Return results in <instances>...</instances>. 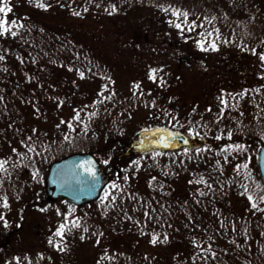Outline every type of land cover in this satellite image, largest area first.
I'll list each match as a JSON object with an SVG mask.
<instances>
[{
  "label": "rangeland",
  "instance_id": "rangeland-1",
  "mask_svg": "<svg viewBox=\"0 0 264 264\" xmlns=\"http://www.w3.org/2000/svg\"><path fill=\"white\" fill-rule=\"evenodd\" d=\"M174 1L64 0L67 4L64 18L70 22L71 32H74L75 36V39H69L71 44H76V47L87 45L97 61L93 65L94 68L91 65L90 73L84 72L83 79L79 76V70L72 67L73 56L64 58L62 64L58 65L60 67L55 70L44 72L42 77L51 82L49 86L56 89L57 97L45 94H39L36 98L31 97L32 101L37 102L39 108L34 106L35 108L29 109L31 115L26 116L24 121L11 120L9 130L12 132L0 135V157L2 153L6 155L4 158L11 157L8 168L12 167L13 162L19 160V157L12 152V148L24 153L26 149L20 141H27L29 136H32L36 150L39 153L41 148L43 150L42 155L30 154L35 164L40 160V156H45V153L48 157L53 156V158L42 161L40 165L43 169L40 166L36 169L39 175L35 179L32 177L36 170L29 172V178L31 177L33 181L28 178L24 183L26 189L23 193L16 191L7 197L8 208L2 206L3 198L0 199V215L4 217V221H0V239L6 241L4 247L0 249V264H38V260L41 259L46 261L44 264L51 263L47 262L49 253L61 251L49 244V239L59 241L60 238L55 237L54 232L64 222V214L69 208L75 210L69 220L79 218L82 227L66 232L64 240L73 239L76 242L71 252L79 258L87 261L99 259L103 253L109 255L117 251L115 250L117 243H119V249H123L128 255H132L130 254L131 249L143 251L141 253L147 260H150L149 257L153 255L152 249L146 245L149 237H152L150 227L135 223L145 210L146 203L142 201L146 200L147 196L141 192L140 185L138 187L134 183L124 182L125 177H130L131 170L127 173L118 171L115 175L116 167H104L106 173L109 174V182H117L121 185L117 192L115 190L119 195L111 207L108 206L107 201L102 202L105 191L112 193L114 191L111 186H107L104 193L102 192L95 201L83 205L74 206L57 198L44 201L38 208L27 211L23 209L27 200L42 198L47 167L53 159H56L55 157L62 153L71 150L79 151L83 147L88 149L87 152L95 154L100 151L101 146L106 148L105 146L110 142L106 141H112L114 133L133 139L135 135H129L130 132L137 128V132L140 131L139 126L145 124L152 130L166 128L173 134L185 136L187 144L176 141V145L168 148L161 147L164 154L159 155L158 158H160V163L166 164L171 162L172 156H175L178 158L177 162L184 167V175L188 176L191 168H212V164H216L217 160L225 162L224 154L213 155L212 149L197 154L196 149L209 148L204 144L205 139H214L218 135L227 139L229 130L233 133L232 138L244 132L256 131L264 139V113L261 112V107L254 110H251L252 105L246 107L244 111L247 114L241 112L243 115H241L240 125L233 127L219 128L217 124H213L211 115L206 114L202 115L203 123L198 122L199 115L207 111L209 104L210 107H214V104L209 102L219 93L235 94L245 85L248 86L244 89L260 88L262 92L264 79L260 76L264 75V67L261 66L258 56L252 55L250 51L242 50L244 45L251 49L259 43L256 38L259 36L257 22L245 19L246 22L248 21L249 28L257 33L254 38H245L247 34L244 35L242 29L234 28L225 21L221 23L223 20L213 23L218 26L219 30L222 28L221 40L217 42L218 51H202L198 46L200 33L210 29L211 25L204 22L203 28L198 27L193 32L185 30L182 33L171 23L176 21V17L172 16L170 10H164L170 6L177 8ZM246 1L245 5H250L254 1L258 2L259 5L257 4L256 7H261V12H264V0ZM22 4V0H10L9 6L13 11L8 15V19L11 14L12 19H16L13 16H15L14 12L18 11L14 8H19ZM193 4L190 2L187 5L183 2L179 7L189 12L190 20H197L199 17L197 24H200L204 21V17H212L209 11L201 8L200 3V6ZM238 6L244 7L242 4ZM76 12H79V15H75ZM20 17L18 15V19ZM261 20L260 26L263 25L264 18L261 17ZM8 37L7 35L0 37V42L5 38V46L9 43ZM225 39L229 43H224ZM257 51H264V49ZM100 60L106 70L105 76L96 70V63ZM44 65L49 68L51 64L46 62ZM35 67L38 73H42L44 68L41 65L36 63ZM28 69L32 68L29 66ZM151 69L159 70L155 82L149 79ZM253 79L258 81H253ZM137 83L141 86L139 89L134 87ZM228 83L232 84L236 90L230 89ZM105 84L108 85V90L104 92V96L112 95L113 92L115 94L107 102L94 104V101L102 99L98 93ZM218 84H220L219 87ZM171 99L173 100L170 102ZM61 101H63L62 104ZM85 105L88 107L85 108ZM221 108L222 105L216 102L215 107L211 109L216 114V111ZM79 109H83L81 117L85 120V113L97 112V115L88 122L89 127L86 133L82 124L72 120L74 110ZM173 111H177L175 121H171ZM252 111L254 115H248ZM232 113L234 114L228 115L227 121L230 122L235 118L238 122V112L234 110ZM62 120L72 121L75 130L70 129L67 123L62 124ZM205 120H207V125ZM33 129L36 130L35 133ZM65 135L69 136V140L64 139ZM53 147L55 151L59 148L62 153L54 152ZM245 147V152H232L226 164L246 160L256 167L257 146L249 144ZM107 148L110 149V144ZM148 149L150 148L145 147L142 152L135 154L132 161H139L142 165H146L150 159L148 157L152 155L148 156ZM185 149L188 151L185 152ZM128 165L134 166L131 163ZM220 169L225 168L220 167ZM226 169L229 167L227 166ZM5 176L11 177L12 174H5ZM22 179H25L24 176ZM19 182L20 177H17L16 184ZM187 187H191V184L187 186L185 183L179 189L184 191ZM241 193H229L228 195L229 204L226 206L223 217L228 216L225 223L229 224L230 229L225 232L231 233L230 230L234 224V235L245 238L246 247L264 253V235H261L264 233V213L257 211L253 214L254 210L250 207L247 195ZM139 194H142L145 199H142ZM260 206L264 208V204ZM41 208L47 210L40 211ZM57 209H59V215ZM173 212L176 219L183 218L178 208ZM231 216L233 219H230ZM5 221L7 226H5ZM83 228L88 230L85 232ZM245 230L247 235H245ZM5 233H8L6 238ZM172 233H176L173 227L165 234L167 237H172L174 236ZM82 236L83 239H81ZM130 243L131 246H129ZM166 250L172 251V249ZM16 258L19 260L17 261Z\"/></svg>",
  "mask_w": 264,
  "mask_h": 264
},
{
  "label": "trees",
  "instance_id": "trees-1",
  "mask_svg": "<svg viewBox=\"0 0 264 264\" xmlns=\"http://www.w3.org/2000/svg\"><path fill=\"white\" fill-rule=\"evenodd\" d=\"M22 2L23 4L19 8H14L18 12H14L15 16L13 17L17 19L18 23H22L24 27L19 29L17 37H8L9 43H6V46L4 45L5 38L0 42V45H2L0 46V53L3 51L2 54L5 55L4 62H0V96L3 97V100L0 101V135H7L9 132H12V130H9L11 127L9 122L11 120L15 122L16 120L24 121L23 119L26 116L31 115L29 109L34 106L39 108L37 102L32 101L31 97L36 98L39 94L57 97L55 93L56 89H53V86H49L51 82L42 77L44 72L55 70V68L60 67L58 65L62 64L64 58L73 56V61L71 60L72 67L88 74L91 72V65L94 68L93 65L97 61L92 54L91 48L87 45L76 47V44H71L72 42L69 39H75V36L74 32H71L70 22L64 18L67 7L64 0H22ZM41 2L45 3L47 7H38L37 4ZM174 2L177 8L183 2L187 3V5L191 2L194 3L193 5L198 6H200V3L202 9L209 11L212 17H216L213 23L223 20L221 23L225 21L234 28L239 27L243 30L244 35L247 34L245 38H254L258 33L259 36L256 38H258L259 43L253 48L257 50L264 49V23L260 26L262 22L261 17L264 18V12H261V7H256L258 2L254 1L250 5H245L246 0H175ZM240 4L244 5V7H239L238 5ZM18 15L21 16L20 19H18ZM245 19L257 22L259 26L257 33L249 28L248 21L246 22ZM11 20L12 14L9 17V21ZM213 26L218 28V26L212 24L208 30L211 31ZM221 31L222 28L220 34ZM46 62L51 64L49 68L44 65ZM36 63L44 68L41 71L42 73H38L35 67ZM66 64L70 65L67 62ZM29 66L32 68L31 70L28 69ZM4 69H7V71H4ZM96 70L105 76L106 70L101 60L96 63ZM253 81H256V79H253ZM217 86L219 87L220 84ZM228 86L230 89L236 90L232 84L228 83ZM247 86L245 85L244 88ZM244 88L239 92L244 90ZM222 94L216 95L209 103H213L215 107V103L219 102L218 97H221ZM237 100H239L238 106L225 110L222 119L220 118L221 110H215V114L211 109L214 107H210L211 105L209 104L206 109L207 111L199 115L200 119H198V122L203 123L202 120L204 118L202 115L206 114L211 115L214 121L213 124H217L219 128L240 125L242 121L240 113L243 111L247 114L244 111L246 107L252 105L253 108L251 110H254L257 109L258 105L261 109H264V88L260 93L254 94V92H251L243 99L237 97ZM107 101L105 100V102ZM126 102L128 101L126 100ZM129 102L133 103L132 100H129ZM208 109H211V111H208ZM234 110L238 112L239 120L237 122L234 118L228 122L227 117L234 114L232 113ZM176 112L173 111L171 121L176 120ZM250 113L248 115H254L253 111ZM214 116L216 117L214 118ZM218 120L219 123H217ZM205 121L207 125V120ZM139 128L140 131L138 132V128L134 129L135 132H130L129 135H135L133 139L114 133L113 140L106 141H110L105 146L106 148L101 146L100 151L95 152V156L103 167H116L117 171H115V175L118 171L127 173L131 170L130 177L125 179L124 182L134 183L138 187L139 185L142 187L141 192L147 196V199L142 201V203L145 202L146 206L141 217L137 220L139 223L135 221L136 225H148L152 233L151 236L154 233H159L161 241L164 240L165 233L171 227L176 231V233H172L174 236L167 237L166 241H158L156 244H152V237H149L146 245L153 252V255L149 257L150 260H147L141 253L143 251L131 249L130 254L132 255H128L123 249H119V243H117V249H115L117 251L109 255L103 253L99 259L87 261L71 252L76 244L73 239L64 240V250L49 253L47 262L51 263L47 264H205V261L200 257L206 254L194 246V241L196 244H202L205 248L208 247V244H211L212 249L215 251V259L209 256L207 264H264V253H259L260 251L257 252L252 250L253 248L251 247H246L244 244L245 238L236 237L233 228L230 230L231 233L225 232L230 228L229 224L225 223L228 216L225 215L226 217H223L226 206L229 204L227 202L229 193H243L244 188L242 185L244 184L248 185L250 192L259 193L264 190L256 174L254 165L246 160L238 161L235 164L220 162L221 166H219L225 168L224 170L216 167L218 166L216 163L212 164V168H191L190 174L187 176L184 175L183 165L177 162L178 158L175 156H172L174 158L171 157V162L169 163H160L159 155L154 154L156 152L163 153V149L151 143V140L154 139L152 132L146 134L143 131L149 128V126L142 124ZM256 130L258 131V128ZM146 135L149 139H146ZM204 142L207 147L213 150V155H216L220 151L219 148H223L228 144L240 143L245 146L252 144L258 147L260 143L264 142V139L255 131L241 133L238 137L231 140L224 138L217 140L214 138L205 139ZM109 144L110 149L107 148ZM176 144L175 141L171 146ZM145 147L150 148L147 152L149 153L148 156L152 154L148 157L151 161L148 160L146 165H142L139 162V168L137 169V166L132 163V159L135 157V154L142 152ZM53 150L54 152H58V154L62 153L59 148L55 151V147H53ZM40 151V155H42V148ZM73 151L71 150L70 152ZM68 152L61 155L68 154ZM61 155L55 158H59ZM4 156L6 155L2 153L0 158H4ZM51 157L53 158V156L48 157L45 153V156L39 157L40 160L36 164L32 159L25 158L23 161L25 166L23 168H8L11 170V177L5 176L6 173L0 174V176H3V184L0 186V199L12 195L16 191L23 193L26 189L24 183L27 182L30 176L29 172L35 171L39 166L43 169L40 164ZM104 161H107V163H104ZM128 163L134 166L131 167ZM238 164H247L248 167L237 171L236 166ZM227 166L229 169H226ZM21 175L25 179H22ZM201 176L212 185L211 191L203 184L195 183ZM17 177H20V182L16 184ZM152 177H156V180L153 181ZM32 178L30 177L29 179L33 181ZM190 181L193 182L190 183ZM113 183L117 184L119 188L121 187L119 183ZM113 183L111 182L110 185ZM185 183H187V186L191 184V187H187L184 191H181L179 188ZM257 185L260 187L258 188ZM119 188L114 189V195H119L118 193L116 194ZM200 191H203L205 195L201 196ZM143 195L141 194L140 196H142V199H145ZM41 197V199L32 198L27 200L23 205V209L27 211L28 209L38 208L44 201H50L47 199L44 191H42ZM176 208H178V212L183 216L179 220L174 216L173 210ZM153 209L155 211H152ZM145 211L149 212L151 219L145 217ZM230 219H233V216ZM222 223L224 226H222ZM217 240L221 243H218ZM232 241H235V243H232ZM123 246L125 247V244ZM129 246H131V243ZM166 249H172V251H167ZM44 263H46L45 260H38V264Z\"/></svg>",
  "mask_w": 264,
  "mask_h": 264
},
{
  "label": "snow or ice",
  "instance_id": "snow-or-ice-1",
  "mask_svg": "<svg viewBox=\"0 0 264 264\" xmlns=\"http://www.w3.org/2000/svg\"><path fill=\"white\" fill-rule=\"evenodd\" d=\"M10 4V0H0V37H5L7 36H11L13 38L17 37L18 35V31L19 29H22L24 27V25L22 23H18L17 19H12L11 21H9L8 19V15L13 11L12 7L9 6ZM38 7L40 8H46L47 5L45 3H38L37 4ZM165 11H171L172 16L176 17V21H173L171 23L174 24V27L178 30H180L182 33L187 30L188 32H193L196 30V28H203L204 27V22L208 23L209 25L213 24V21L216 19V17H204V21L201 22L200 24H197V20L199 19V17H197V20H190L189 19V12L187 10H182L179 8H171V6L168 9H164ZM85 11H87V9H85ZM113 11H115V8L113 7ZM75 15H79V12L74 13ZM200 40L198 41V46L202 51H218V41L221 40V34H220V30L219 28H216L213 26L212 30H205L202 31L200 33ZM224 43H229V41L227 39H225L223 41ZM242 50H246V51H250V53L252 55L258 56V59L261 63V66L264 67V51H257L256 48H251L248 49L247 45L243 46ZM19 58V57H18ZM5 60V55L0 54V61H4ZM71 71V69H69ZM4 71H7V69H4ZM158 69H151L150 70V74H149V79L152 81H156L157 80V73H158ZM79 76L80 78H84L85 73L83 71H79ZM261 79H264V75L260 76ZM110 79V78H108ZM135 88L139 89L141 86L139 83L134 85ZM108 90V85L105 84L102 86L100 93H98V95L100 97H102V99H99L97 101H94V104H102L104 103L105 100H111L112 95H114L115 93L113 92L112 95L109 96H104V92ZM261 91L260 88H256V89H244L239 93H228V94H222L221 97H218V100L220 102V104L222 105L221 108V112H220V118L222 119L224 117V112L227 109L230 108H236L239 104V100H237V97H239L240 99H243L245 96L249 95L251 92H256L259 93ZM135 95V93H133ZM142 94V93H141ZM3 100V97L0 96V101ZM61 104L63 103V101L60 102ZM155 104V102L153 101V105ZM85 108H87L88 106L85 105ZM257 107H259L257 105ZM83 111V109H79V110H74V116L72 117V120L76 121L78 124H82L83 125V129L85 131V133L87 132V129L89 127V123L91 121V119L93 117H95L97 115V112H91V113H85L86 116V120L83 119L81 117V112ZM208 111H211V109H208ZM261 112H264V109H261ZM241 115H243V113H241ZM61 123H67V126L72 129L75 130L73 128V124L72 121H61ZM217 123H219V120L217 121ZM57 127H59V125H57ZM33 132L35 133L36 130L33 129ZM144 132L147 134L149 132H152V137H154V139L151 140V143L155 144L156 146H160V147H164V148H168L170 147L175 141L177 140H182L183 143L187 144L188 141L187 139L179 136L178 134H173L171 132L168 131V129L166 128H156L155 130H152L150 128H146L144 129ZM197 135H199V133H197ZM233 136V133L231 130L228 131L227 133V139L231 140ZM222 135H218L215 137V139L220 140L222 139ZM65 140H69V136L65 135L64 136ZM146 139H149V137L146 135ZM21 145L26 149V151L24 153H20L18 152V150L16 148H12V152L14 154H16L19 157V161L17 162H13L12 167H22L25 166L23 164V161L25 158L31 160L32 156L30 154H35V155H40V153L36 150V144L35 142H32V136H29L27 138V141H20ZM211 150L210 148L208 149H196L197 154H199L201 151H209ZM245 145L240 144V143H234V144H228L225 147L221 148L220 151L217 153V155H221L224 154V161L225 163L228 162V157L229 155L232 154V152H243L245 151ZM185 152H187L188 150L185 149ZM164 153H160V152H156L155 155H163ZM11 160V157L9 158H0V174L2 173H6L8 175H11V173L8 170V165L9 162ZM104 163H107V161H104ZM217 165L219 166L220 161L217 160ZM133 164L137 166V169L139 168V161H133ZM248 165L244 164V165H237L236 166V170L239 171L241 168H247ZM39 175V171L36 170L33 173V178L35 179L37 176ZM125 179H127V177H125ZM152 180H156V177H152ZM193 181H190V183H192ZM53 183H58L60 188H73L74 190H76L77 192H87V193H93L97 190V186L100 183V178L98 176L96 167L94 165V163L92 161H83L80 162L78 164H73V165H66L61 169L57 170L56 173V177L53 180ZM151 183V182H150ZM195 183L197 184H203L205 187H207L210 191L212 190V185L210 183H208L207 180L204 179L203 176H201L200 178H198ZM3 184V176H0V186H2ZM242 187L244 188V192L241 193L242 195H247V199L250 202V207L251 209L254 210L253 214H255V212H262L264 213V208H262L260 205L264 204V190L260 191L259 193H255V192H250L249 187L247 184L242 185ZM257 187L259 188L260 186L257 185ZM112 189H118L119 186L115 183H113L111 185ZM121 191H123L121 189ZM200 195L203 196L205 195V193L203 191H200ZM117 199V196L114 195L111 191H105L104 196L102 198V202L107 201L108 202V206L111 207L115 204V201ZM4 208H8V200L7 197H3V205ZM40 211H46L47 209L41 208L39 209ZM75 210L72 208H69L68 212L66 214H64V222H62L57 230L54 232V236L55 237H59V241H54L52 238L49 239V244L53 245L54 247H56L58 250L63 251V241H64V237L66 232H71V230L73 228L76 229H80L82 227L80 219L76 218V219H72L69 220V217H71L73 215V212ZM152 211H155V209H153ZM57 214L59 215V209H57ZM145 217H147L148 219H151V216L149 214L148 211H145L144 213ZM129 219H131V217H128ZM0 221H4V217L3 215H0ZM137 223H139L137 221ZM5 226H7V223L5 221ZM222 226L223 223H222ZM233 231H235V225L233 224ZM87 228H83V231H87ZM100 235H103V233H100ZM245 235H247V232L245 230ZM261 235H264V233H261ZM81 239H83V236L81 237ZM211 239V238H210ZM167 240V235L165 234L164 236V240L161 241L160 240V234L159 233H154L152 235V239H151V243L152 244H156L158 241L159 242H164ZM97 243H99V240H97ZM232 243H235V241H232ZM194 246L199 248L200 251L202 253H205L206 255L201 256L200 258L202 260L205 261V264H207V260L209 258V256L212 259H215L216 253L215 251L212 249L211 244H208V247H203L202 244H196L194 241ZM237 247H239V245H237ZM17 261L19 260V258H16Z\"/></svg>",
  "mask_w": 264,
  "mask_h": 264
},
{
  "label": "water",
  "instance_id": "water-1",
  "mask_svg": "<svg viewBox=\"0 0 264 264\" xmlns=\"http://www.w3.org/2000/svg\"><path fill=\"white\" fill-rule=\"evenodd\" d=\"M178 135L185 138V136L182 134H178ZM195 139L196 141H199L198 138ZM178 141L181 143L183 142L182 140H178ZM83 161H92L96 167L98 176L100 178V183L97 186V190L95 192L89 194L86 191L81 193V192H77L73 188H68V187L62 189L59 187L58 183H53V180L56 177V173L58 169H61L66 165L70 166L73 164H78ZM256 168L260 180L264 185V144H261L257 149ZM107 181H108V176L107 174L104 173L102 165L91 154L73 153L50 163L45 177L44 189L47 198L50 200L63 198L71 203L81 204L86 201L95 199L99 195L104 183H106Z\"/></svg>",
  "mask_w": 264,
  "mask_h": 264
},
{
  "label": "flooded vegetation",
  "instance_id": "flooded-vegetation-1",
  "mask_svg": "<svg viewBox=\"0 0 264 264\" xmlns=\"http://www.w3.org/2000/svg\"><path fill=\"white\" fill-rule=\"evenodd\" d=\"M82 149H83L84 151H86V152H87V150H88V149H85V148L82 147L81 149H79V151H80V152H84ZM77 151H78V150H77ZM90 153H92V154L94 155V152H90ZM108 184H109V183H107V184L104 185V187H103V189H102V191H101V194H102V192L104 193V191H105V189H106L107 186H111V185H108ZM107 189H108V188H107ZM4 235H5V238H6V237L8 236V233H5ZM5 242H6V241L3 240L2 238L0 239V249H1L2 247H4V245H5L4 243H5Z\"/></svg>",
  "mask_w": 264,
  "mask_h": 264
}]
</instances>
